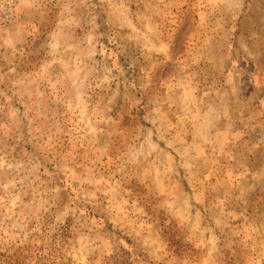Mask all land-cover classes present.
Masks as SVG:
<instances>
[{
  "label": "rangeland",
  "instance_id": "374dc122",
  "mask_svg": "<svg viewBox=\"0 0 264 264\" xmlns=\"http://www.w3.org/2000/svg\"><path fill=\"white\" fill-rule=\"evenodd\" d=\"M0 264H264V0H3Z\"/></svg>",
  "mask_w": 264,
  "mask_h": 264
},
{
  "label": "built area",
  "instance_id": "2783aa9c",
  "mask_svg": "<svg viewBox=\"0 0 264 264\" xmlns=\"http://www.w3.org/2000/svg\"><path fill=\"white\" fill-rule=\"evenodd\" d=\"M12 1L3 3V0H0V26H5L11 21L12 18Z\"/></svg>",
  "mask_w": 264,
  "mask_h": 264
}]
</instances>
